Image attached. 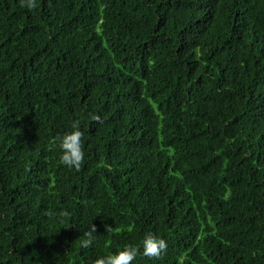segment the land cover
Listing matches in <instances>:
<instances>
[{
    "label": "trees",
    "instance_id": "obj_1",
    "mask_svg": "<svg viewBox=\"0 0 264 264\" xmlns=\"http://www.w3.org/2000/svg\"><path fill=\"white\" fill-rule=\"evenodd\" d=\"M147 233L133 264H264V0H0V264Z\"/></svg>",
    "mask_w": 264,
    "mask_h": 264
},
{
    "label": "clouds",
    "instance_id": "obj_2",
    "mask_svg": "<svg viewBox=\"0 0 264 264\" xmlns=\"http://www.w3.org/2000/svg\"><path fill=\"white\" fill-rule=\"evenodd\" d=\"M36 0H21V6L32 9L35 7ZM97 122L100 117H96ZM59 148L61 150V162L64 166L72 169H78L83 161L84 153L82 150V132L78 127L72 125V130L65 132L59 139ZM92 231L96 228L92 226ZM92 243L91 240H85L84 246L88 247ZM167 248L166 241L158 238L152 233L144 235L140 242V246L128 245L123 249L110 254L98 257L94 264H133L137 253L142 250L145 257H156Z\"/></svg>",
    "mask_w": 264,
    "mask_h": 264
}]
</instances>
